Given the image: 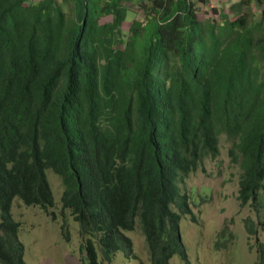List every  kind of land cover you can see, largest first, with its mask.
<instances>
[{
    "label": "trees",
    "instance_id": "16d2710c",
    "mask_svg": "<svg viewBox=\"0 0 264 264\" xmlns=\"http://www.w3.org/2000/svg\"><path fill=\"white\" fill-rule=\"evenodd\" d=\"M69 1L70 16L58 0H0V264H24L15 198L54 218L47 169L89 264L135 258L137 220L150 264H190L180 220L196 217L179 181L218 156L220 133L234 139L240 206L264 207V0H237L220 22L199 20L207 0H138L146 18L127 38L132 0ZM256 253L264 264V241Z\"/></svg>",
    "mask_w": 264,
    "mask_h": 264
},
{
    "label": "rangeland",
    "instance_id": "374dc122",
    "mask_svg": "<svg viewBox=\"0 0 264 264\" xmlns=\"http://www.w3.org/2000/svg\"><path fill=\"white\" fill-rule=\"evenodd\" d=\"M58 1L70 16V1ZM235 1L237 0L197 2V16L201 21L210 22H220L222 14L233 19L236 13L232 11L231 5ZM125 5L128 12L126 21L122 23V30L127 38L130 23L134 20L145 21L146 13L138 0L126 2ZM252 9L257 11L254 5ZM110 20V16L100 18L101 23ZM233 141L225 133H220L218 156H205L196 171L179 181L181 192L188 195L191 211L196 217L195 222L190 215H183L180 220L181 236L190 264H256V244L264 241V233L261 226L257 229V235L248 233L244 220L248 218L252 220V224L259 226V222H264V207H254L252 204L242 207L239 204L241 167L239 162L231 161L228 152ZM46 175L54 196V205L50 208L54 218L38 206L24 205L18 198L12 204V215L20 222L19 238L24 244V264H82V259L84 264H89L85 259L83 239L79 235L77 222L69 209L61 211V179L51 169L46 170ZM63 224H67L69 229V241H65L61 234ZM224 224L228 225L231 234L225 245L220 244L216 248L218 231ZM125 233L131 239L136 257L127 259L121 252H116L103 264H150V254L138 220L134 230ZM95 245L99 255V244L96 242ZM170 263L183 264L177 255L171 258Z\"/></svg>",
    "mask_w": 264,
    "mask_h": 264
},
{
    "label": "clouds",
    "instance_id": "9594fccd",
    "mask_svg": "<svg viewBox=\"0 0 264 264\" xmlns=\"http://www.w3.org/2000/svg\"><path fill=\"white\" fill-rule=\"evenodd\" d=\"M179 234H180V237L182 238V236H181V231H180V233H179ZM185 247H186V246H185ZM118 252H119V251H118Z\"/></svg>",
    "mask_w": 264,
    "mask_h": 264
},
{
    "label": "water",
    "instance_id": "95a60500",
    "mask_svg": "<svg viewBox=\"0 0 264 264\" xmlns=\"http://www.w3.org/2000/svg\"><path fill=\"white\" fill-rule=\"evenodd\" d=\"M83 22H85V18L83 19Z\"/></svg>",
    "mask_w": 264,
    "mask_h": 264
}]
</instances>
